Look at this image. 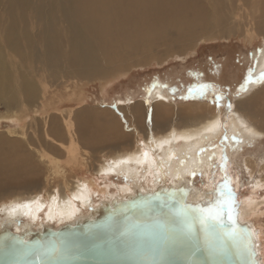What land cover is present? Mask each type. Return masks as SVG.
I'll list each match as a JSON object with an SVG mask.
<instances>
[{"label": "bare ground", "instance_id": "obj_1", "mask_svg": "<svg viewBox=\"0 0 264 264\" xmlns=\"http://www.w3.org/2000/svg\"><path fill=\"white\" fill-rule=\"evenodd\" d=\"M53 1L55 0H0V102L7 106L11 105L13 100L9 98L4 101L2 94L10 91L9 88L22 93L25 101H33L37 96L33 75L37 76V83L42 84L46 81L50 67L60 74L62 68L64 72L71 74H90L93 71L80 68L72 51L70 55H64L66 51L62 50V36L57 29L60 20L55 21L51 15L50 7ZM67 1L74 17L89 30L88 34L99 36V50L102 53L110 52V48L113 49L117 44L118 53H122L124 48L131 51V46L142 39L147 40L142 49L146 51L153 44L164 42L158 35L165 28L191 37L206 27L207 10L200 0ZM232 1L234 0L228 2L229 9L234 7ZM219 3L220 0L216 4ZM249 3L248 9L245 2L238 1L239 7L241 4V8L246 9V16L250 20L247 35L252 33L264 38V23L260 21L264 20V0H250ZM81 43L84 46L89 45L86 38H83ZM252 43L253 40L247 42ZM78 52L79 58H82L81 50ZM253 62L254 72L246 81L243 91L236 95V107L228 116L227 126L222 127L220 108L223 102L216 104V107H202L199 103L191 101L172 103L169 101V95L165 93L166 88L157 84L149 92L154 104L151 110H147L146 128L136 131L137 136H129L132 141L123 136L124 132L118 128L120 136H109L116 142L111 143L106 151L105 147L100 148L94 170H88L84 175H75L71 179L61 173L57 163L59 158L54 157L58 161H49L52 167L50 174L61 173L64 179L59 180L53 187L14 193L8 199L2 200L0 228L7 227L16 233L27 228L37 230L41 225L58 228L72 223L76 218L87 216L90 208L97 206L99 202H108L114 196L128 194L133 186L144 190L157 184L174 185L181 181L190 185L196 197L204 203L225 205L229 197L224 194L221 185L214 192L210 175L215 164L224 159V149H210L223 129L226 132L225 142L231 144L232 140L236 139L235 143H232L233 149L239 144H248L264 136V108L255 105L258 100L264 101V47L260 54L253 55ZM239 71L241 72L240 69ZM123 76L126 75L118 77ZM107 84L100 82L101 93H104ZM187 95L190 94L187 92ZM132 104L138 107L142 106L143 102L134 101ZM180 105L186 107L180 109ZM134 117L136 114L132 115V118ZM234 134L237 136H232ZM98 138L106 141L100 137L96 139ZM79 142L77 136L69 134V153L73 156L71 160L76 157ZM2 144L0 140V146ZM58 144L59 148H62V143ZM44 158L43 155L40 156L41 160ZM260 160V171L264 172V155ZM18 161L22 162L13 156V152L5 157L0 155V182L8 187L13 184L12 187L25 186L26 189L31 187V184L27 182L26 185H21L25 178L12 174L20 163ZM256 165L258 164L250 157L244 158V166L250 175L255 171ZM108 175L123 178L126 184L116 187V193L110 191V185L97 184L96 180L107 178ZM197 175L209 179L205 189L192 186ZM234 182L233 191L237 189L239 179ZM251 182L255 190L264 188V175ZM99 195L102 199L94 205L92 198ZM256 195L254 192L240 202L233 198L238 220L248 223L256 233L260 261L264 259V247L260 246L259 229L255 226L258 221L255 222V219L264 214L263 209L260 211L264 205V196L257 199ZM227 206L231 208L230 204Z\"/></svg>", "mask_w": 264, "mask_h": 264}, {"label": "rangeland", "instance_id": "obj_2", "mask_svg": "<svg viewBox=\"0 0 264 264\" xmlns=\"http://www.w3.org/2000/svg\"><path fill=\"white\" fill-rule=\"evenodd\" d=\"M217 1L200 0L207 10L206 27L193 36L186 37L165 28L158 35L164 40L163 43L153 44L142 51L147 43L142 39L131 46V51L124 48L122 53L117 52L118 44L110 48V52H100L99 36L89 35V30L74 17L69 2L53 1L51 15L55 21L60 20L57 29L62 36V50L66 51L64 55L73 52L80 68L93 71L90 74H71L62 68L60 74L50 67L42 84L37 83L38 78L33 75L37 96L30 102L25 101L22 93L15 89L9 88L10 91L2 94L4 101L12 98L13 102L9 106L0 102V140L3 143L0 155L5 157L13 152L15 158L22 160L18 161L20 163L12 174L25 178L21 185L29 182L31 187H12L13 184L8 187L0 182V203L14 193L53 187L64 179L62 172L67 179H71L75 175H84L88 170L93 171L102 147L106 151L111 143L116 142L109 136H120L118 128L130 141L129 136H137L136 131L146 128V113L154 104L149 92L159 83L166 86L172 103H186L184 101L192 99L194 101L191 102L199 103L202 107H216V104L223 102L220 108L222 127L227 126L228 116L236 107L235 97L243 91L246 81L254 72L253 55L261 53L264 38L252 33L247 35L250 20L246 16V9L241 8L243 5L239 7V0L232 1V9L228 8L229 0H220L218 5ZM240 2H245L249 9L250 0ZM260 21L264 23V20ZM83 38L88 40L89 45L81 43ZM249 40H253V43L247 44ZM79 50L82 58H79ZM123 74L126 76L118 77ZM100 82L108 83L104 93L100 92ZM189 91H193L194 95H186ZM134 101H142L143 105L135 107L132 104ZM255 105L264 108V101L258 100ZM185 107L180 105V109ZM135 114L136 117L132 118ZM71 133L80 141L73 160L69 153ZM225 134V130H221L219 138L211 149L208 148L214 151L222 147L225 153L221 163L217 162L210 172L214 192L221 185L225 195L228 196L230 190L239 202L254 192L257 199H261L264 188L255 190L251 180L256 181L264 175L260 171L264 136L233 149L232 143L236 139L231 144L225 142ZM60 142L62 148H59ZM41 155L45 157L42 160ZM245 157L258 164L252 175L244 166ZM49 161H58L61 173L51 175ZM196 178L192 186L205 189L209 179L202 175ZM122 179L108 175L96 182L101 186L110 185V191L116 193V187L126 184ZM235 179H239V184L233 191ZM101 199V195L93 196L94 205ZM262 209L264 205L260 211ZM255 222L259 229L260 246L264 247V214L257 217ZM260 262L264 264V259H260Z\"/></svg>", "mask_w": 264, "mask_h": 264}, {"label": "water", "instance_id": "obj_3", "mask_svg": "<svg viewBox=\"0 0 264 264\" xmlns=\"http://www.w3.org/2000/svg\"><path fill=\"white\" fill-rule=\"evenodd\" d=\"M193 207L218 215L214 235L206 236L198 222L185 234L183 218ZM230 209L199 200L184 181L133 186L58 228L1 227L0 264H259L255 231ZM54 246L63 254H49Z\"/></svg>", "mask_w": 264, "mask_h": 264}, {"label": "snow or ice", "instance_id": "obj_4", "mask_svg": "<svg viewBox=\"0 0 264 264\" xmlns=\"http://www.w3.org/2000/svg\"><path fill=\"white\" fill-rule=\"evenodd\" d=\"M229 199L225 201L226 205H231L230 212L231 214L234 215L235 212V200H234V194L231 193L229 190L228 193ZM198 210L193 207L192 213L191 214H185L183 218V224H184V231L185 234L191 235L192 230H193V225L194 223H199L206 234V236L210 237L214 235L217 232L218 228V215L211 214L210 212H204V210ZM231 218V215H230ZM213 252L216 253H222L225 250L224 249H210ZM49 254L52 255H62L63 254V249H61L59 246H54L49 250Z\"/></svg>", "mask_w": 264, "mask_h": 264}, {"label": "crops", "instance_id": "obj_5", "mask_svg": "<svg viewBox=\"0 0 264 264\" xmlns=\"http://www.w3.org/2000/svg\"><path fill=\"white\" fill-rule=\"evenodd\" d=\"M159 84H160V83H159ZM161 85H162V84H161ZM162 86H164V87L166 88L165 85H162ZM166 89H167V88H166ZM166 89H165V93L168 95L169 92H168ZM188 93H189L191 96L194 95V92H188ZM239 93H240V92H239ZM239 93H238V94H239ZM186 95H187V93H186ZM169 97H170V96H169ZM187 101H194V100H192V99L190 100V99H189V100H187ZM187 101H184V102H187Z\"/></svg>", "mask_w": 264, "mask_h": 264}]
</instances>
